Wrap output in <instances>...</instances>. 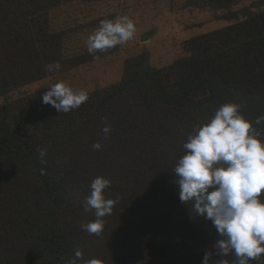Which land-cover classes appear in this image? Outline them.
I'll use <instances>...</instances> for the list:
<instances>
[{"label":"trees","instance_id":"1","mask_svg":"<svg viewBox=\"0 0 264 264\" xmlns=\"http://www.w3.org/2000/svg\"><path fill=\"white\" fill-rule=\"evenodd\" d=\"M72 1L0 0V264H69L77 249V264H202L207 251L213 264H235L234 254L215 255L212 222L180 201L174 169L188 135L225 103L264 127L255 124L264 116V0H188L182 10L230 24L185 41L169 67L148 51L128 57L119 82L61 113L42 102L47 89H23L117 51L69 54L68 35L90 25H53L57 11L76 16ZM55 61L61 69L46 71ZM96 177L111 181L104 195L114 201L99 235L81 227L96 219L84 207ZM249 264H264V254Z\"/></svg>","mask_w":264,"mask_h":264},{"label":"clouds","instance_id":"2","mask_svg":"<svg viewBox=\"0 0 264 264\" xmlns=\"http://www.w3.org/2000/svg\"><path fill=\"white\" fill-rule=\"evenodd\" d=\"M136 27L125 15L113 20H102L98 29L87 39V51L95 56L133 39ZM59 61L45 65L48 72L61 69ZM89 99L85 90H74L63 81L52 84L42 96L44 104L52 105L61 113L78 109ZM242 105L225 103L203 125H196L188 135L174 173L178 196L182 203L191 202V214L210 220L219 239L214 245L215 255L235 256V264H249L264 254V127L255 128L241 113ZM264 125V116L255 120ZM102 131L108 139L110 127ZM100 143L93 145L100 149ZM47 149H38L42 165ZM45 170L41 169V174ZM111 181L96 177L91 185V194L85 200V211L94 210L96 219L81 225L89 234L99 235L104 226L102 219L110 215L114 201L106 199L104 191ZM214 253L207 251L202 264H213ZM83 258L77 249L69 264H77ZM85 264H97L95 259ZM215 264H228L218 260Z\"/></svg>","mask_w":264,"mask_h":264},{"label":"rangeland","instance_id":"3","mask_svg":"<svg viewBox=\"0 0 264 264\" xmlns=\"http://www.w3.org/2000/svg\"><path fill=\"white\" fill-rule=\"evenodd\" d=\"M188 0H100L80 4L72 1L80 10L71 12H55L52 14L54 26L66 31L77 24L81 25L70 33L66 41V49L70 55L87 51V39L99 27L102 20H115L119 16H129L136 27L132 40L117 45V51L104 60L85 64L71 72L32 83L23 89L24 93H35L49 88L52 84L63 81L74 90H85L87 93L119 82L122 78L125 60L148 51L153 65L169 67L178 57L182 44L190 38L224 28L230 23L215 20L207 11L182 10ZM250 0H247L249 3ZM182 8V9H181ZM52 13V12H51ZM77 17V18H76ZM83 29H82V28ZM151 32L146 41L140 38ZM173 72L168 69L166 78ZM197 97V96H195ZM3 101V99H1Z\"/></svg>","mask_w":264,"mask_h":264},{"label":"water","instance_id":"4","mask_svg":"<svg viewBox=\"0 0 264 264\" xmlns=\"http://www.w3.org/2000/svg\"><path fill=\"white\" fill-rule=\"evenodd\" d=\"M150 34H151V32L145 33L144 35L141 36L140 40H141V41H146V40H148L149 37H150Z\"/></svg>","mask_w":264,"mask_h":264},{"label":"crops","instance_id":"5","mask_svg":"<svg viewBox=\"0 0 264 264\" xmlns=\"http://www.w3.org/2000/svg\"><path fill=\"white\" fill-rule=\"evenodd\" d=\"M76 1H77V0H76ZM79 1H80V0H79ZM88 3H89V2H88ZM90 3H91V2H90ZM71 4L74 6V3H71ZM69 5H70V4H69ZM69 5H66L65 8H66L67 6H69Z\"/></svg>","mask_w":264,"mask_h":264}]
</instances>
